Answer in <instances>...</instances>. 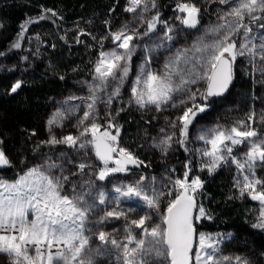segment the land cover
I'll return each instance as SVG.
<instances>
[{"label": "snow or ice", "instance_id": "snow-or-ice-1", "mask_svg": "<svg viewBox=\"0 0 264 264\" xmlns=\"http://www.w3.org/2000/svg\"><path fill=\"white\" fill-rule=\"evenodd\" d=\"M219 2L227 4L229 0H219ZM129 5L125 9L128 12H136L141 6H143V11H148L149 8H156V0H129ZM176 10L186 13L184 17H177L182 24L190 28L197 27L199 7L190 2L177 0ZM52 14L55 15V13ZM44 18V16L40 17V19ZM220 19L225 23L211 29L214 33L225 29L219 39L211 44L202 42L194 44L193 55L190 59L188 58L189 50L178 51L176 57L166 64V72L163 75L146 73L143 81L137 77V87L132 88L137 105L143 108L151 104L155 105L158 110L162 104H168L170 101L173 107L178 106L174 100V94L187 93V99H181L179 105H186L188 101H192V106L186 107L182 115L178 117L182 122L181 131L185 137L188 134L189 125L192 124L197 114L204 112L209 106L206 102L211 97L222 96L228 91L234 76L233 65L238 56L247 55L251 60L259 55L261 61H264V42L257 44L255 38L250 35L253 32V23L264 29V0H238V3ZM33 22L35 21L29 19L22 25V28L26 30L27 25ZM147 23L148 31H154L156 24L161 23L159 14L153 16ZM241 29H243L244 42L238 47L232 37L240 35ZM167 32L171 33L172 29L168 28ZM137 34L136 30H132L130 34L128 25H124L120 30L111 33L112 40L119 42L118 48L124 49V52L120 53L116 49L100 52V58L94 69L95 79L99 83L90 86L92 95L88 99L92 102L87 104V110L78 121L77 127L81 128L79 135H67L59 140L52 136L45 141L49 144L64 143L70 147L78 146L79 148L93 145L96 156L105 165L98 172L100 180H104L111 173L126 171L128 164L139 166L142 163L132 153L120 148V158L115 160L116 167L108 168L109 161L113 159L112 154L117 151L119 129L109 121L108 127L101 131V126L93 119L97 114L96 101L99 99L96 92L104 91L110 81L117 80L118 73L121 74L119 76L121 81L128 75L127 63L131 60L134 48L132 41ZM22 35L23 33L21 37ZM167 38L172 39L170 35ZM13 47L20 48L21 44L17 42ZM196 53L200 55L197 56ZM182 61L185 64H191L190 71L180 68ZM168 69H175V71ZM261 71L264 72V68ZM173 75L178 77V81H173ZM198 80L207 82L204 92L199 93L201 99L205 101L202 104L195 103L197 93L189 87L196 84ZM141 82L143 89L139 88ZM22 85L23 81L17 80L12 84L10 93H16ZM119 91V86H114L106 103L110 105L112 98L119 95ZM69 99H77V97ZM70 111L75 112V109ZM255 115L254 112L251 113L248 120L254 121ZM65 118L63 112L57 111L48 124L50 126L58 124L62 127L60 121ZM261 119L264 120V114L261 115ZM238 123L241 127L233 126L230 129H222L217 126L206 134L198 135L199 140L210 146L199 150L202 156L209 158V161L202 165V169L207 168L209 173L215 172L222 164L228 163L231 157L237 169L241 172L244 170L248 172L247 175H243L242 180L237 179L236 181L240 195L248 194L252 200L264 205V180L255 175L257 163L264 164V136L255 128L244 127L243 121ZM172 126L175 127V124ZM109 128H117L116 134L113 135L108 130ZM89 134L90 139L87 138ZM171 141V136L161 141L165 154L168 147H171ZM178 143L183 145L184 140ZM245 143L249 147L245 152L244 161L241 162L232 156L233 148L229 145ZM2 145L3 140L0 139V167H10L11 161ZM51 167H56V165H49V168ZM78 167L80 172H83L89 166L81 163ZM190 171L191 169L188 168L183 174V179L174 180L179 193L167 204L163 227L161 224L148 225L146 222L151 220L148 214L138 219L128 220V212L135 211L134 208H129L127 212L113 208L105 211L98 220L91 221L89 214L95 208V203H88L85 199L90 193H76L73 188L71 197L62 195V180L46 175L37 168L28 170L26 175L14 183L9 184L0 180V188L3 189L0 191V254L11 258L9 264H97L99 257L111 255H115L119 264H164V261H167V264H223L231 258H218L217 245L211 242V237L204 234L199 235V249L193 252L196 236L194 212H198L195 219H210L211 217H208L203 205L198 204L196 200L197 190L203 188V182L199 176L189 181ZM145 179L147 178L141 176L134 185L116 187L114 191L118 195L111 202L118 205L121 197L139 198L144 207L158 211L161 197L165 193L150 188V195L145 188L140 187ZM63 180H67V177H63ZM152 181L155 182V177ZM167 195H172V192L169 191ZM96 199L99 200L100 205H104L108 197L103 191H99ZM30 211L35 214L32 220L28 219ZM260 216V223L254 226L264 228V210L261 211ZM112 217L116 219L123 217L127 221L123 239H117L111 232L92 233L91 225L102 224ZM135 229H140V233L137 234ZM93 235L101 242L100 246H91L90 241ZM30 251L32 255L29 254ZM235 260L236 264H248L241 257H236Z\"/></svg>", "mask_w": 264, "mask_h": 264}, {"label": "trees", "instance_id": "trees-1", "mask_svg": "<svg viewBox=\"0 0 264 264\" xmlns=\"http://www.w3.org/2000/svg\"><path fill=\"white\" fill-rule=\"evenodd\" d=\"M158 7L161 23L156 24L155 30L169 21L176 10L175 3L166 0H160ZM126 8L127 0H0V139L11 161L10 167L0 169V178L13 180L18 174L47 164L48 155L68 152L66 148L76 149L77 146L45 143L51 138L48 121L58 102L84 95L86 87L91 86L100 52L111 46V33L130 22ZM156 14L155 9L150 20ZM41 16L45 18L40 19ZM29 19L35 22L25 30L22 25ZM20 41L21 48L13 47ZM133 61L127 63L128 75L121 81L118 73L112 83V88L118 85L120 89L119 95L114 96L112 124L119 129L117 143L142 162L138 171L146 174L163 176L174 172L180 176L188 168L189 174L193 173L195 163L189 146L194 125L202 121L212 123L217 118L225 120L226 108L242 114L249 112L252 102L261 96V88L252 77L242 76L235 69L234 83L227 96L209 99L207 109L197 114L187 136H182L184 144L178 143L170 152L161 153L144 141L158 121L147 112L126 109L124 104L130 94ZM17 80L23 81L21 89L10 93ZM117 128L108 130L115 135ZM85 149V153L95 151L93 145ZM87 158L93 161L98 157L91 153ZM263 172H258L262 180ZM201 178L203 189L197 203L203 205L211 218L195 222L196 232L230 235L223 246L230 261L241 257L248 264H264V229L254 226L259 222V204L247 194L240 195L235 165L229 162L213 175L205 173ZM169 200L168 197L163 200L164 212ZM0 264L9 262L0 255Z\"/></svg>", "mask_w": 264, "mask_h": 264}, {"label": "rangeland", "instance_id": "rangeland-1", "mask_svg": "<svg viewBox=\"0 0 264 264\" xmlns=\"http://www.w3.org/2000/svg\"><path fill=\"white\" fill-rule=\"evenodd\" d=\"M159 1L160 0H156V8H149L148 11H143V6H141V8H138L136 12L127 11L130 16V22L127 24L130 30V34H132V30L138 31V34L135 35V38L132 41V45L134 46V48L132 51L131 59L134 60V73L130 83L129 98L124 102V104L126 109L147 112L149 117L154 118L156 121H158V126L153 125V133L149 136L144 137V141L148 142L151 148H156L157 150L161 151V153H165L162 150L164 146L161 145V141L167 136H171V147H168V153L173 149V147H175V145L178 144V141L182 140V122L178 119V117L182 115L186 107H191L193 102L188 101L186 105H179V101L181 99H187V93H176L174 94V100L178 104V106L176 107H173L172 102L170 101L168 104H162L159 110L155 105L151 104L141 108L135 103V98L132 93V88L137 87V77H140L141 81H143V79L145 78L144 74L149 72L163 75L166 72V64H169L170 61L176 57L178 51L186 49L189 50L188 58L190 59L193 55L192 49L194 44L201 42L211 44L215 40L219 39L224 34L225 29H220L219 33H214L211 31V29L219 24L225 23V21L221 20L220 17L228 12L233 6H235L236 3H238V0H229V3L227 4H221L219 0H183V2L193 3L200 8L199 24L196 28L189 29L186 25L182 24L181 20L177 19V17H184L186 16V13H180L175 10L170 15L169 21L161 24V26L154 32H149L147 22L150 21V16L151 14H153V11L155 9L156 13L159 12ZM166 1H168L169 3H175V5L177 3V0ZM129 6V0H127V7ZM168 28L172 29L171 33L167 32ZM252 28L253 32L250 35L255 38V42L257 44L264 42V40H262V38H264V29L259 28L256 23L252 24ZM240 31V35H235L232 37V39L236 41L238 47L244 42V37L242 35L243 29H241ZM146 32L147 34L145 35ZM169 35L172 37L171 40L167 38ZM111 42L112 43L110 48L106 49L105 52L112 51L113 49H116L120 53L124 52V49L118 48L119 42H114L112 39ZM19 43L22 44L23 42L20 41ZM195 55L199 56L200 54L196 53ZM180 68L190 71L191 64H185L182 61ZM262 68H264V61H261L259 55L251 60L247 55L237 57L234 63V70L236 69V71L242 76H251L254 83L259 85V88H261V96L259 98L257 97L255 99L256 101L252 102L254 104L249 112L242 114L239 110L226 108L225 120L217 118L212 123L202 121L194 125L190 134L189 151L192 156V160L195 163V170L193 171V173L191 172L189 174V181H191L196 176H199L202 181L201 177L203 176V174L208 173L209 175H213L214 173L219 171L223 165L227 164H222L221 167H219L215 172L212 173H209L207 168L202 169V165L207 163L209 161V158L202 156L199 150L210 146L205 145L203 141L199 140L197 138L198 135L206 134L209 130L217 128V126L222 129H230L233 126L241 127L238 122L243 121L244 127L255 128L262 136H264V120L261 119V115L264 114V72L261 71ZM168 70L173 72L175 71V69ZM172 78L173 81H178V77L176 75H173ZM98 83L99 81L97 79H94L93 83H91V86H94ZM112 83L113 81H110L109 86L104 91L96 92V95L99 97V99L96 101L97 114L93 117V119L97 124L101 126V131L105 130V128L108 127L109 121H111L112 123L113 112L116 109L113 108L115 102L114 97L112 98L110 105L106 103L109 94L113 91ZM206 83V80H198L196 84L189 86L191 87L193 92L197 93L195 99L196 104L204 103L199 93L204 92ZM86 88L87 91L84 95L69 96L67 99L58 102L51 118L55 113H57V111L63 112L66 118L60 121V123H62L63 125L62 127L58 124H53L51 126L49 125V128L51 127V131H49L51 137L55 136L59 140L67 135H79L81 128L77 127L78 121L82 118L83 113L87 110V104L92 102L90 99H88L92 95V93L90 92V86ZM139 88L143 89L142 82L139 85ZM70 97H77V99H69ZM222 105L224 106L226 105V103H222ZM71 109H75V112L70 111ZM117 112L118 111L116 110V113ZM253 112L256 114L255 119L254 121H250L248 120V116ZM109 113L111 115H109ZM173 124H175V127L172 126ZM87 138H91L90 134ZM60 144L69 146L64 143L52 145L57 146ZM87 146L88 145H86V147ZM116 146L118 154L120 148H124L125 150H127L124 145L120 146L117 143ZM229 146L233 148L232 156H235L238 160L243 162L245 159V152L248 150L249 145L245 143L241 145ZM85 148H79L77 146L73 151H71L69 148H66L65 150H68V152L64 150L65 152H61V154L56 156L48 155L46 158L47 164L35 168L53 178H60L63 183L62 195H68L69 197H71L73 195V188H75L76 193H90V195L86 196L85 199L88 203H95V208L89 214V220L91 221L98 220L99 217L104 215L105 211H110L113 208H116L117 210H124L126 212L129 208H134L135 211L128 212V220L138 219L140 216L148 214L151 216V220L146 222L148 225L161 224V226L163 227V217L164 215H166V211L164 212L162 209L163 200L167 197L172 200L175 198V195L179 193V189L174 185V180L177 178L183 179V174H180L179 176V174L177 175L174 172H168L163 176H157L146 174L142 171L132 172L127 168V170L123 172L125 175H118L122 172H115L109 174L104 180H100L98 178V172L101 168H104L105 165L103 161L98 158L97 160L95 159L93 161L88 160L87 155H90L91 153L95 154V151L93 150L85 153ZM229 162L233 163L231 161V157H229ZM81 163L89 166L86 167L83 172H80V169L78 167ZM53 164L56 165V167L49 168V165ZM233 164L235 165V163ZM107 167L113 168L116 166H111L108 164ZM259 170L264 171V164L257 163L255 167V175L257 178L261 179L260 175L258 174ZM237 171L239 174V179L241 180L243 178V175L248 174L247 170L241 172V170L237 169ZM27 172L28 171L22 174H18L13 180L6 178H0V180L9 184L14 183L18 181L20 177L26 175ZM141 176L146 177L147 179L143 180V182L140 184V187L145 188V190L148 191L150 195V188H155L157 191L165 193V195L161 197L160 207L158 211H154L152 209L144 207L142 201L139 198L121 197L118 205L111 202L113 198L118 195L114 191L116 187L127 186L130 184L134 185L137 181L140 180ZM63 177H67V180H63ZM153 177H155L154 183L152 181ZM202 189L197 190V202L198 195L202 191ZM0 191H3V189L0 188ZM99 191H103L108 197L104 205H100L99 200L96 199ZM169 191L172 192V195H167ZM257 203L259 204V210L261 213V211L264 210V205H262L259 201H257ZM260 213L258 224L261 220ZM34 216L35 214L30 211L28 219H34ZM196 216H198V212L195 213L194 224L195 222H200L203 219H195ZM126 224L127 221L125 220V218L121 217L120 219H116L112 217L105 220L102 224L91 225V228L92 233H98L99 231H104L106 233L111 232L116 236L117 239H123L124 228ZM135 231L137 234H139L141 230L135 229ZM200 234H204L205 236L212 238L211 242L217 245L216 254L218 258L227 257L223 253V246L231 238L230 235L222 233L212 234L206 232H196L193 248L194 253L199 249L198 241ZM90 243L92 247L101 245V242L95 235L92 236ZM29 254L32 255L33 253L30 251ZM0 255L6 257L8 262H10V257L4 254ZM97 264H119V262L116 260L115 255H111L99 257ZM164 264H167V261H164ZM223 264H236V260L224 261Z\"/></svg>", "mask_w": 264, "mask_h": 264}, {"label": "water", "instance_id": "water-1", "mask_svg": "<svg viewBox=\"0 0 264 264\" xmlns=\"http://www.w3.org/2000/svg\"><path fill=\"white\" fill-rule=\"evenodd\" d=\"M187 28H189V29H194V28H190V27H188V26H187ZM195 28H196V27H195ZM233 71H234V65H233ZM234 73H235V72H234ZM234 78H235V75L233 76L232 83H231V85L229 86L227 92H225L222 96L211 97L210 99H222V98L226 97L227 94H228V92L230 91L231 86H232L233 83H234ZM116 152H117V151H116ZM114 153H115V152H114ZM119 158H120V157H119ZM113 165L116 166L115 163H113ZM5 167H6V166H4V167H0V169H4ZM126 167H127V168H130V169H136V168H139L140 165L137 166V165H134V164H128ZM195 213H196V212H194V216H195ZM194 243H195V242H194ZM193 248H194V247H193Z\"/></svg>", "mask_w": 264, "mask_h": 264}, {"label": "flooded vegetation", "instance_id": "flooded-vegetation-1", "mask_svg": "<svg viewBox=\"0 0 264 264\" xmlns=\"http://www.w3.org/2000/svg\"><path fill=\"white\" fill-rule=\"evenodd\" d=\"M112 155H113V159L110 160L108 164L111 165V166H114L113 163H115V160H116V159H119L118 151L115 152V153H113ZM139 168H140V167H139ZM139 168H136V169H130V168H128V169H129L130 171H132V172H136V171H138ZM123 175H125V174H123Z\"/></svg>", "mask_w": 264, "mask_h": 264}]
</instances>
